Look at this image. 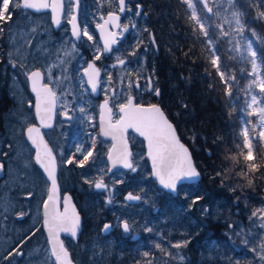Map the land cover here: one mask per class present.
<instances>
[{
  "label": "trees",
  "instance_id": "trees-1",
  "mask_svg": "<svg viewBox=\"0 0 264 264\" xmlns=\"http://www.w3.org/2000/svg\"><path fill=\"white\" fill-rule=\"evenodd\" d=\"M231 6L240 13L244 26L242 33L257 53L258 72L264 81V43L261 42L264 40V16L260 15L264 13V0H233ZM145 7L157 45L156 52L149 54L147 59L160 88L157 102L174 124L179 137L188 145L201 177L198 182L180 184L173 202L157 201V210L146 213L143 253L150 252L148 257L131 259L121 241L106 244L101 256H97L96 246L92 247L89 235L90 225L80 208L82 229L79 236L83 243V260L86 264H138L142 259L145 264L155 254L162 253L165 247L173 249L172 244L187 242L181 248L186 258L174 264H231L224 255L231 260L235 257L238 244L235 226L239 225L240 232L243 229L244 234L250 232L255 238L257 228L252 227L253 221L249 217L253 211L264 207V199H261L264 196V148L254 143L255 160L244 159L247 151L242 127L247 118L241 111L246 107L242 88L250 62L241 64L231 56L226 42L217 37L214 28L207 23L206 37L200 31V25L192 20L184 0H145ZM214 53L220 71L235 78L229 79L227 85L221 81L217 67L211 64ZM229 85L231 98L226 95ZM5 93V87H0V126ZM253 162L261 167L249 177L253 181L249 185L248 178L241 173L248 172V165ZM120 190H125L124 183ZM197 197L201 199L197 200ZM202 202L208 210L204 217L197 213V205ZM236 208H239L241 217L239 224ZM227 217L234 219V223L227 224ZM146 227L153 231H145ZM232 230L233 236L230 237L228 231ZM169 233L172 244L166 245ZM240 236L241 246L250 257L251 236ZM245 238L249 240L247 245ZM157 243L161 248L155 246ZM247 257L238 264H245Z\"/></svg>",
  "mask_w": 264,
  "mask_h": 264
},
{
  "label": "rangeland",
  "instance_id": "rangeland-1",
  "mask_svg": "<svg viewBox=\"0 0 264 264\" xmlns=\"http://www.w3.org/2000/svg\"><path fill=\"white\" fill-rule=\"evenodd\" d=\"M210 1L208 0L209 7L212 8L211 14L204 12V9L200 7L201 5H198V0H189L193 7H188L192 14L195 10L197 17L202 22L206 20L207 24L214 28L217 37L226 42L227 51L231 53V56L236 57L241 64L250 62L242 88L246 99V107L243 108V112L244 117L247 118L242 127V134L247 127L253 151L254 143L259 144L260 148H264V140L259 139L261 128L259 127L258 112L254 115H248L258 107H264V98L260 91V81L262 80L258 72L257 58L252 57L247 50L251 42L243 35L242 31H237L235 18L232 15L236 11L228 3V0ZM67 10H70L69 4ZM217 12L219 15L215 14ZM82 13L89 14L90 11L84 8ZM0 23L4 29L0 41V54L2 55L0 59L3 60L6 57L10 62L19 59L24 63L23 68L28 69L33 59L26 46L28 39L35 33L33 31L35 25L31 22V17L22 10L13 9L12 19L8 22L0 21ZM221 26L228 35L221 33ZM252 50L254 51L253 48ZM253 59L256 60L257 65L255 75H251ZM13 69L5 65L1 71L5 80L3 78L0 80V87H5V92H7L10 100L5 106L0 126V165H3L0 175V264H54L41 226V209L47 192V180L34 164L33 149L23 136L24 128L34 123L35 120L33 111L27 103L30 99L25 88L23 71ZM49 69L52 73L55 71L52 60L48 62V71ZM6 71L7 74H5ZM55 75L57 77L51 79L55 81L54 85L58 90V97L63 104L61 110L63 112L67 110L68 114L73 117L71 120L59 118L54 129L44 131L48 142L52 140V143L49 142V144L56 156L61 194L68 191L74 195L75 199H73L78 211L81 215L79 209H83L88 224L92 213L103 214L112 217L116 226L121 221H126L131 228L141 231L143 226L140 220L143 217L145 219L146 213L153 211L154 207L159 204L157 201L162 199L160 195L163 189L152 179L148 163L136 159V156L141 153L140 151L134 152L133 166L136 168L135 172L130 169L113 170L112 172L107 170L108 142L96 131L95 122L92 119L93 115L87 111L81 113L79 109L76 110L75 107H72L76 99L70 100L68 96L69 94L75 95V84L72 80L71 82L68 81L69 76L65 69H57ZM77 86L78 89L81 88V94L86 92L83 84L78 83ZM102 88L107 94L109 88L107 81ZM127 90L128 87H122L120 91L125 93ZM252 95L257 96V104L248 108L247 104L251 103ZM69 106L73 111L69 109ZM80 107L83 106L80 104ZM93 138L95 139V147H93ZM78 148L81 151L78 152ZM245 149L248 152V149ZM88 150H91L93 154L84 166L80 167L78 161L83 160V156L87 154ZM70 159L75 162L67 163ZM132 176L143 181V191L139 192L141 197L139 203L128 205L121 196L124 192L119 189L120 185L130 180ZM101 177L107 189L95 188V183ZM29 192L33 194L31 197L28 195ZM163 197L165 200L170 196L165 195ZM204 208L203 202L198 203L197 213L202 217L205 215ZM21 213L26 215L21 216ZM226 223L233 224L234 219L227 217ZM259 223L260 221L257 220V226ZM262 230L264 231V229ZM262 230L258 228L257 232L260 234L257 236L259 238H264ZM228 233L230 237L233 236V230L228 231ZM169 236L170 233L166 237L167 245L172 244ZM62 238L73 261L76 264H86L87 262L83 260V243L73 242L66 236H62ZM21 241H23L22 244ZM96 242L97 240H92V247ZM260 243L261 241L257 245L259 246ZM222 248L221 252L224 253L225 249ZM14 249L21 254L16 255ZM10 251L13 252L12 256H8ZM257 251H260L259 247H257ZM96 253L97 256H101L100 251H96ZM166 253H171V256ZM251 253L252 251L249 252V254ZM5 257L8 258L5 259ZM157 257L154 258L152 264H174L186 258L181 248L176 249L174 247L173 249L167 248ZM245 257L247 256L244 250L239 258L233 256L232 260L229 259L228 255H224V259L231 261V264H238ZM245 264H264V261L258 257L257 262H252V258L247 257Z\"/></svg>",
  "mask_w": 264,
  "mask_h": 264
},
{
  "label": "flooded vegetation",
  "instance_id": "flooded-vegetation-1",
  "mask_svg": "<svg viewBox=\"0 0 264 264\" xmlns=\"http://www.w3.org/2000/svg\"><path fill=\"white\" fill-rule=\"evenodd\" d=\"M75 3L77 4V21L80 31V36L78 38L72 35L73 32L71 31V26L69 24V20L71 19L74 13ZM75 3L74 0H63V14L57 28H55L51 22V12L49 10H42V11H32L28 9L22 10L31 17V22H33L35 25V33H33L31 38L28 39V43L26 46L28 53L30 54V56H32L33 59V61L28 66L27 71L31 72L33 70H40L44 76L42 83H47L50 86V88H52V90L56 92L58 96V90L55 88L54 85L55 81L51 78L57 77L55 75L57 69L60 68L65 69L67 75L69 76L68 81L71 82L72 80L73 84H75V95L69 94L68 96L70 100L74 98L76 99L72 107H75V109L78 110L81 108L80 107L81 104L85 109V111H87V113L93 115L92 119L95 122L96 131L103 139H105L108 142V146H107V152H108L112 144V139L110 137L102 136L99 130L98 115H99L101 101L102 100L105 102L107 101V108L112 110L113 115L111 117V122H115L116 120H118L119 118L118 104L119 102H125L127 96L129 95L135 97L134 103H140L142 105L159 104L157 100L159 99L160 95L156 96L152 92L145 91L143 93H138L134 88L128 89L125 93H121L120 91L122 87H127L130 79L132 81L136 80L137 73H139L144 78L151 77L153 80V87L159 88L156 83V77L154 76L153 71L148 67V62H147L148 55L151 54L152 52H156L157 45L150 24L151 19L145 7V0H125L126 10L124 12L119 11L118 0H77V2L75 0ZM68 4L70 5L69 11L67 10ZM185 4L187 5V3ZM137 5H139V8L137 7ZM84 8L90 11V13L83 14L82 12ZM137 12H139L140 14L137 15ZM109 13L118 14L119 16L118 20L109 23V29L113 33L119 34L124 29L125 26H128V30L123 32V35H117L115 37V39L117 40V44L110 45L111 51L104 52L103 51L104 46L102 45V42L95 27L98 24H101L103 20L106 18L107 14ZM113 24L118 25V27L114 28ZM133 24L136 25L135 28L131 27V25ZM84 30H87L88 34L93 37L92 40H89L87 36L83 35ZM137 44H139L138 48H137ZM74 46H75V52H72L70 56H65V53L71 52ZM133 50L137 52V57H131L128 55V53ZM97 54L100 55L99 60L95 59V56ZM117 58L125 59L126 61H138V62L120 65L117 61ZM14 60L15 61L10 62V60L7 59L6 57H4L3 60L0 59V78H5V76L1 75V71L3 67L5 68V65L6 66L8 65L9 68H14L13 70L23 71L24 79H25V88L30 99L27 103H28V107L33 111V95L29 90L28 79L25 75V69L21 67V65L23 66L24 63H22V61L19 59L18 60L14 59ZM49 60H52L54 64L55 71H53V73L52 72L49 73L48 71ZM61 61H65V62L61 63ZM89 63H93L94 66L100 70L98 94H94L92 92V90L88 85L87 76L85 75V69L87 68ZM13 64H15L16 67H13ZM113 65H115V67H113ZM108 72H111L112 74L111 84L108 83L109 80L107 74ZM129 73H131L132 75L129 76ZM5 74H7V71ZM106 81H107V85L109 86L107 94L104 93L102 88L103 84ZM78 83H81L85 86V91H86L85 93L81 94L80 92L81 88L79 87L78 89L77 86ZM139 83L142 86H146V79L139 80ZM114 93H115V97H114ZM62 107L63 104L59 99L57 104L55 105L54 126L46 130L54 129L56 127L55 124L57 123L59 118L67 119L65 115H63L64 112L61 110ZM69 109L73 111L71 106H69ZM44 131L43 134L47 143L48 144L49 142L52 143V140L48 142ZM125 138L127 140L129 147L130 162H132L133 164L135 161L134 152L140 151L141 153L136 156V159L147 162L149 166V160L146 157V147H145L144 138L131 128L127 129V131L125 132ZM179 139L182 141L180 137ZM182 142L185 143L184 141ZM121 169L127 170L126 168H118L116 169V171ZM57 179H58V173H57ZM156 184L158 185L157 182ZM179 185L180 184H178L177 186V190ZM158 186L161 187L160 185ZM124 188L125 190L122 191L124 193L123 195H121L123 200H124L123 196L126 193H131L133 195L140 196L139 192L143 191V181L136 179L135 176H132L130 177V180L124 183ZM176 194L177 192L175 194H171L167 192L165 189H163L160 195V197L162 196L161 201H164L163 196L168 195L170 197H168L165 200H169L170 202H173L174 201L173 198ZM261 199L263 200L264 196H262ZM125 202L128 205L131 204L135 205L139 203L140 200L137 203H131L127 201ZM157 208L158 205L154 207L153 211L157 210ZM235 213L237 215V223L239 224L241 221L239 208L235 209ZM143 219L144 217L140 220L142 226H143ZM121 222L119 223L118 226H116V223L112 217L107 215L104 216L103 214L96 215L95 213H92V217L89 221V225H90L89 235L92 240H97L95 244L96 251H100L102 254V250L105 248L106 244H110V243L114 244L117 241H121L124 242L123 243L124 251L130 254L131 259L136 258V256L138 258L139 257L142 258L144 251V242H145L144 229L142 228L141 231H137V229L131 228L130 233H124L121 226ZM105 223L112 225V228L104 233L102 232V228ZM252 227L257 229H256V233L254 234L255 238L251 236V240H250L252 244L251 248H256L257 250L258 247L257 243H259L262 240V238H259L257 236L260 234V232L257 231L258 228L259 230L261 228L257 226V222H255V226L252 222ZM235 232L236 233L240 232L239 225L235 226ZM134 234H138V236L136 238H132V235ZM262 234H264L263 230H262ZM236 239L238 244L236 246L235 256L239 258L240 255H242L243 253V248L241 246L242 237L236 234ZM75 242L82 243V241L80 240V236H78V239ZM167 248L170 247H165L162 253ZM107 250L108 249L104 251ZM158 254H155L154 258H158L157 257ZM154 258L151 261H153ZM250 258H252V262L258 261V256H256V254L253 251L250 254ZM138 264H144L142 259L138 262Z\"/></svg>",
  "mask_w": 264,
  "mask_h": 264
},
{
  "label": "snow or ice",
  "instance_id": "snow-or-ice-1",
  "mask_svg": "<svg viewBox=\"0 0 264 264\" xmlns=\"http://www.w3.org/2000/svg\"><path fill=\"white\" fill-rule=\"evenodd\" d=\"M185 3H188L190 8L193 7L189 0H184ZM204 8H207L208 11L211 13L212 8L208 6V0H202ZM119 3V11L124 12L125 9V0H118ZM228 3L231 5L233 4V0H228ZM51 7L53 15V23L59 24L58 18L55 16L56 10L60 7L59 0H52V3L49 4L48 0H0V21L8 22L12 19L13 9L18 10H27V9H35L36 11H40V9L49 8ZM139 8V5H137ZM140 13L137 12V15ZM219 15V12L215 13ZM113 21L118 20L119 17L114 15L113 13L109 14ZM233 17L235 18V22L237 25V31H242L243 24L240 20V13L233 12ZM264 16V13L260 14ZM192 20L196 21L200 25V31L204 33L207 37L208 32L205 31V24L207 21H201L197 15L195 10H193ZM75 17H73V21ZM108 23L107 21L105 22ZM101 28L102 32L104 31V25H98ZM113 27H118V25L113 24ZM132 28H135L136 25H131ZM128 30V26H125L124 29L118 33H108L107 38L105 39L104 43V52L111 51L110 45L117 44V40L115 37L117 35H123V32ZM4 29L0 27V34H2ZM35 31V29H33ZM221 33L223 35H228L227 32H224L221 26ZM74 37L80 36V31L73 24V33ZM83 35L87 36L89 40H92L93 37L88 34L87 30H84ZM264 43V40L261 41ZM142 43V42H141ZM154 43V41H153ZM139 44H137V48ZM248 52L251 54L252 57H256L257 53L252 50V45L249 44L247 48ZM72 52H75V46L73 47L71 52L65 53V56H70ZM131 57H137V52L135 50L128 53ZM214 58L211 60V64L217 67V72L220 75L221 81H223L226 85L228 84L229 79H235L234 77L226 76V73L220 71V67L218 65V57H215V53L213 54ZM96 60L100 59V55L97 54L95 56ZM117 61L120 65L130 64L133 62L138 61H126L125 59L117 58ZM65 61H61L64 63ZM13 67H16L13 64ZM21 67H24L21 65ZM115 67V65H113ZM256 60H252V73L251 75L256 74ZM51 69H49V72ZM108 83L111 84L112 82V74L108 72ZM25 75L27 79L32 84V90L36 93V114L37 118L41 121V124L44 127H49L50 124L48 121L51 119V112L53 107L57 104L59 97L57 96L56 92L49 87L47 83H41L44 79V76L40 70L36 71H27L25 68ZM85 75L88 77V84L91 86L93 92L97 91V86L99 83L100 78V70L94 66L93 63H89L88 68L85 69ZM132 74L129 73V76ZM59 79V78H57ZM146 79V86H142L139 83V80ZM256 83V81H253ZM128 89H135L138 93H143L145 91L152 92L156 96L160 95L159 88L153 87V80L151 77L144 78L139 73L136 74V80L132 81L129 80L127 85ZM67 91V90H66ZM260 91L264 93V81H260ZM226 95L231 98V86L226 90ZM115 97V93H114ZM135 97L132 95L127 96L125 102H119V119L115 121V123L111 122V117L113 115L112 110L108 109L109 113V123L107 127L102 126V134L104 136H110L113 140V147L109 151L108 159L112 162L113 167L116 165H122L124 168L130 169L131 171L135 172L136 168L133 166L132 162L129 160L130 153L127 148V143L124 141V133L127 129L131 128L134 131L138 132L141 136H143L148 142V156L152 161V175L156 177L159 184L162 186L163 189L169 190L172 193L177 192L178 183H181L185 180H191L197 178L199 173L197 172L196 168L192 164L191 156L189 155L188 149L185 148L183 144L180 143L178 140L175 130L172 124L166 118L164 112L157 104H149L144 106L140 103H134ZM257 104V96H251V103L247 104L248 108H252L253 105ZM101 109L107 107V101L102 104ZM185 107H187L185 105ZM81 113L85 112V109L81 107L79 109ZM243 111V109H241ZM258 112L259 115V127L261 130L259 131V139L264 140V107H258L254 112L248 113V115H254ZM63 115L69 120L73 119L72 116L68 114V111L65 110ZM104 117H101L103 122ZM27 136L28 139L32 141L33 145L36 146L37 154H36V163L40 165L41 168L44 169V172L47 175L48 181L51 182L50 188L48 190V197L43 201V206L45 209V219H44V227L47 229L49 234V244L51 245V256L55 257V264H71V261L68 258V252L64 248L62 241L60 240V232H69L73 237L76 236L77 228L79 227L80 218L72 211V214H69V210L67 206L63 213L58 211L49 213L48 209L50 206L55 205L58 200L57 195V183H56V159L52 154V149L48 148L47 144L44 143L43 138L39 135V128L33 126H29L27 128ZM244 147L248 149L247 154L244 156L246 161H254L255 157L253 155V147L252 142L248 134V129L245 127L244 129ZM119 142V143H117ZM93 147H95V139L93 138ZM77 151H81L80 148ZM92 151L88 150L87 154L83 156V160L78 161L80 167H83L84 164L89 160V157L92 156ZM235 159V157H233ZM74 160H68L67 163L71 164L74 163ZM260 165L257 163H250L248 165V172L241 173L245 178H248V184L252 185L253 181L251 178L252 174L260 170ZM3 165H0V170H2ZM112 168H109L108 171L112 172ZM218 176L223 175L222 173H217ZM88 182V181H86ZM223 183V180H222ZM95 188L97 189H107V186L103 183V178L95 183ZM31 197L33 194L31 192L28 193ZM126 200L133 201V200H140V196L133 195L129 193L126 197ZM197 200L201 199V197H197ZM65 202L69 200V197H64ZM196 201L194 200L193 203ZM111 203V200H109ZM204 213H207V208H205ZM21 216L26 215L25 213H21ZM255 218L259 220V227L264 229V207L256 209L252 212L251 216L249 217L250 221H253L255 226ZM121 226L124 233L131 232V226L128 222L124 221L121 222ZM231 227V225H230ZM112 228V225L105 223L103 226L102 231H109ZM145 231L151 233L153 230L151 228H145ZM237 235H246L252 236V233L244 234V230L241 229V232L236 233ZM23 241H21V244ZM187 242H177L172 244V247L176 249H180L186 246ZM244 243L247 245L249 240L247 238L244 239ZM157 248H161V245L157 243L155 245ZM260 251H257L256 248H252L256 256L259 257L261 261H264V238H262L261 243L259 244ZM16 255H20L21 253L14 249L13 250ZM167 255L171 256V253H166ZM13 252L10 251L8 256H12ZM144 257H148L150 252L145 251L143 253ZM8 257H5L7 259ZM182 259V257H181ZM145 264H152L151 260H146Z\"/></svg>",
  "mask_w": 264,
  "mask_h": 264
},
{
  "label": "water",
  "instance_id": "water-1",
  "mask_svg": "<svg viewBox=\"0 0 264 264\" xmlns=\"http://www.w3.org/2000/svg\"><path fill=\"white\" fill-rule=\"evenodd\" d=\"M198 1L200 2V4L202 5V7L204 8V5H203L202 0H198ZM21 2H22V0H21ZM76 2H77V0H76ZM48 3L51 4V3H52V0H48ZM59 3H60V7L57 8L56 13H55V16L58 18L59 23H60V21H61V17H62V14H63V0H59ZM74 3H75V0H74ZM208 6H209V5H208ZM28 10L36 11L35 9H28ZM42 10H49V11L51 12V22H52L53 26H54L55 28H57V26H58L59 24H55V23H53V15H54V13L52 12L51 7H49V8H44V9H40V11H42ZM204 10L206 11V13L210 14V12L208 11L207 8H204ZM109 14H110V13H109ZM109 14H107L106 18L103 20V22H102L101 24H98V25H104V31H103V32H102L101 28L98 27V25L95 27V28H96V31L98 32V35H99V37H100V40H101L103 46H104L105 39L107 38L108 33H113V32L109 29V23L113 21V20L111 19V17H110ZM113 14H114V13H113ZM114 15L118 16V14H114ZM73 17H75V20H74V21H73ZM118 17H119V16H118ZM106 21L108 22L107 24L105 23ZM69 24H70V26H71V31H72V32H73V24H75L76 27L79 29V25H78V21H77V4H76V3H75V5H74V13H73L71 19L69 20ZM114 28H116V27H114ZM87 68H88V66H87ZM87 68H86V69H87ZM33 71H36V70H33ZM86 76H87V75H86ZM87 81H88V77H87ZM41 83H42V81H41ZM88 85H89V84H88ZM28 86H29V90H30L31 94L33 95V115H34V120H35V122L32 123V124H29L28 126H26V127L24 128V130H23V135H24V138L26 139L27 143L29 144V146L33 149V162H34V164H35V165L41 170V172L43 173L45 179H46L47 182H48V185H47V193H46V197H45V199H47V197H48V190H49V188H50L51 182L48 181V179H47V175H46V173L44 172V169L41 168L40 165L36 163L37 149H36V146L33 145L32 141L28 139L27 131H26V130H27V128H28L29 126H33V125H34L35 127L39 128V130H40V131H39V135L43 138V141H44L45 144H47L48 148L51 149V147L49 146V144L47 143V141H46V139H45V137H44L43 131L46 130V129L52 128V127L54 126V121H55V106L53 107L52 112H51V119L48 121V123L50 124V126H49V127H44V126L41 124V121L37 118L36 107H35V105H36V101H37L36 93L33 92V90H32V84H31V82H30L29 80H28ZM49 87H50V86H49ZM89 87H90V89H91V86H90V85H89ZM91 90H92V89H91ZM92 92H93V91H92ZM93 93H94V94H98V86H97V91H96V92H93ZM104 103H105V101L102 100L100 106H101L102 104H104ZM157 105H158V106L161 108V110L164 112V110L162 109V107H161L159 104H157ZM144 106H147V105H144ZM164 114H165L166 118L168 119V121L172 124V126H173V128H174V130H175L176 136H177L178 140L180 141V143L183 144V145L185 146V148L188 149L189 155L191 156L192 164H193V166L196 168L197 172L199 173V176H198L197 178H194V179H191V180H185V181H183V182H181V183H194V182H198V181L200 180L201 174H200V171L197 169V167H196L195 164H194V160H193L192 154H191V152H190V149H189V147H188L185 143H183V142L179 139V136H178V134H177V131H176V128H175L174 124H173L172 121L168 118V116L166 115L165 112H164ZM102 116L104 117L103 122H102V120H101V117H102ZM108 117H109L108 108L106 107V108H104V109H101V107H100L99 115H98V122H99V130H100V133H101V134H102V126H103V127H107V125H108V123H109V119H108ZM118 119H119V118H118ZM112 123H115V122H112ZM135 132H136V131H135ZM137 133H138V132H137ZM138 134H139V133H138ZM139 135H140V134H139ZM102 136H104V135L102 134ZM104 137H110V136H104ZM142 137H143V136H142ZM110 138H111V137H110ZM143 138H144V137H143ZM123 139H124V141H126V143H127V140H126V138H125V133H124V137H123ZM144 140H145V147H146V157H147L148 160H149V167H150L151 177H152V178L158 183V185H160L159 182H158V180L156 179V177H154V176L152 175V161H151L150 157L148 156V142H147V140H146L145 138H144ZM113 143H114V142H113V140H112L111 147L109 148V150H108V152H107V155H106V158H107V161H108V169H109V168H112L113 170H116V169H118V168H124L122 165H119V164L116 165L115 167H113L112 162L108 159L109 151L112 149V147H113ZM117 143H119V142H117ZM127 148H128V151H129L128 143H127ZM52 154H53V156L55 157L53 151H52ZM55 159H56V157H55ZM129 160H130V159H129ZM126 169H127V168H126ZM113 170H112V171H113ZM1 174H2V170H0V175H1ZM55 174H56V183H57V195H58V200H57V202L55 203V205H52V206L49 207L48 212H49L50 214L53 213V212H56V211H58V212H60V213H63L64 210H65V207L67 206L70 215L72 214V211L74 210L75 213L79 216V218H80V222H79V227L77 228L76 236H75V237H73V236L71 235V233H69V232H60V234H59V235H60V240L62 241L64 248H65V249L67 250V252H68V258H69V260L71 261V264H76V263L73 261V259H72V257H71V254H70L69 250H68L67 247L65 246L64 241H63V239H62V236L69 237V238H70L72 241H74V242L77 241L78 236H79V233H80L81 228H82V217H81V215H80V213H79V211H78L77 205H76L75 201L73 200L72 195H71L69 192H67V191L64 192V193H62V194L60 193V186H59L58 179H57V162H56V170H55ZM181 183H178V184H181ZM160 186H161V185H160ZM161 187H162V186H161ZM166 191L169 192V193H171V194H175V193H172V192L169 191V190H166ZM128 194H129V193H126V194H124V196H123V198H124L125 201H127V202H131V203H137V202L139 201V200H133V201H128V200H126L125 197H126ZM65 196L69 197V200H68L67 202H65V200H64V197H65ZM136 196H137V195H136ZM45 199H44V200H45ZM44 219H45V209H44V206L42 205V210H41V226H42V230H43L44 236H45V238H46V244H47V246H48V249H49V252H50V255H51V245L49 244V234H48L47 229L44 227ZM102 230H103V228H102ZM102 232L105 233V231H102ZM137 236H138V234H134V235H132V238H136ZM51 257H52V256H51ZM52 259H53V262H54V264H55V257H52Z\"/></svg>",
  "mask_w": 264,
  "mask_h": 264
},
{
  "label": "bare ground",
  "instance_id": "bare-ground-1",
  "mask_svg": "<svg viewBox=\"0 0 264 264\" xmlns=\"http://www.w3.org/2000/svg\"><path fill=\"white\" fill-rule=\"evenodd\" d=\"M4 80H5V78H3ZM0 96H1V94H0ZM5 96H6V98L3 96L2 98H3V100H6L5 102H4V104H3V107H2V109H3V113H4V110H5V106H6V104L8 103V101H10L9 100V97H8V95H7V92L5 93ZM1 106V105H0ZM0 109H1V107H0ZM1 111V110H0Z\"/></svg>",
  "mask_w": 264,
  "mask_h": 264
}]
</instances>
